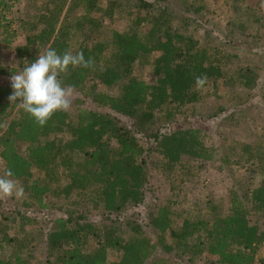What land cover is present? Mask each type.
Returning <instances> with one entry per match:
<instances>
[{
	"label": "trees",
	"instance_id": "1",
	"mask_svg": "<svg viewBox=\"0 0 264 264\" xmlns=\"http://www.w3.org/2000/svg\"><path fill=\"white\" fill-rule=\"evenodd\" d=\"M103 1L47 0L46 6H36L35 14L25 12L20 19H9L20 0H0V51L23 37V44L12 48L13 67L0 62V77L11 79L46 49L61 55L69 50L83 52L86 60H94V67L69 66L59 79L63 86L71 85L91 99L97 108L109 110L79 109L75 115L56 111L41 127L18 106L19 98L16 103L9 101L11 84L0 81L3 175L12 170L10 178L22 186L26 206L35 203L43 207L50 192L71 199L69 204L73 205L66 210L67 215L53 220L46 233L45 254L56 264H146L160 249L172 259L190 263L204 258L210 264H256L264 244V223L251 218L253 211L264 213L263 142H233L235 146L228 145L226 154L220 156L230 169L251 166L262 175L255 188L236 182V188L229 189L223 213L211 211L199 201L195 211L184 214L183 208L175 209V203L166 198L163 204L151 205L147 216L150 233L130 216H118L145 201L149 157L157 155L162 169L174 174L184 166V157L209 162L217 155L200 129L180 127L163 132L157 123L160 118L172 122L176 115L194 112L202 99L201 91L226 81L227 55L208 44L199 46L193 37L175 29L177 21L183 30L190 26L176 13L151 4L142 15L135 12L132 0H108L105 8ZM255 1L252 7L257 5ZM191 7L195 14L206 9L203 4ZM116 15L126 16L128 30L104 36L105 21ZM37 26L42 28L35 32ZM82 33L92 39L79 38ZM100 37H104L102 41ZM146 63L156 77L152 84L133 74L134 67ZM201 75L207 76V83L198 89L195 78ZM113 89H118L117 94ZM113 113L130 119L133 129L120 124ZM139 132L147 143L137 137ZM64 133L68 134L65 140L58 135ZM185 168L186 178L193 171L190 165ZM91 209L116 214L119 219L100 225L86 219L84 214ZM17 215L21 228L38 223L34 217ZM14 222L15 218L12 223L0 220V264H27L25 255L34 246V238L18 240L17 244V238L3 234V228H11ZM8 248L12 251L7 252ZM110 251L118 252L111 261Z\"/></svg>",
	"mask_w": 264,
	"mask_h": 264
},
{
	"label": "rangeland",
	"instance_id": "2",
	"mask_svg": "<svg viewBox=\"0 0 264 264\" xmlns=\"http://www.w3.org/2000/svg\"><path fill=\"white\" fill-rule=\"evenodd\" d=\"M47 0H36L28 2L20 0L9 14V19H20L24 13H36V6H46ZM198 1V3H196ZM255 0H132L136 4L134 8L137 14L145 15L148 12V6L154 4L155 8L168 10V13H176L177 16L184 17L190 23L189 28L182 29L180 21H177L173 27L179 28L185 35L193 37L198 41L199 46L207 44L215 47L217 50L225 53L224 68L227 71L226 81L220 83L217 88L212 85L205 88L202 93V99L196 103L194 112H186L176 115L172 122L164 121L162 118L158 121L164 131L180 129V127H194L200 129L205 134L207 144L213 146L217 153L212 161L201 162L197 159H188L184 157L183 165H190L193 173L186 178L183 173L186 168L178 167L174 174L164 171L159 163L157 155L148 158L149 181L146 187L149 189L145 201L137 206L131 207L126 212L118 214L120 219L130 216L131 219L143 224L145 231L150 233V227L147 223V216L152 204H163L166 198L171 199L175 204V209L183 208V213L195 211L196 202L205 204L211 211L224 212L228 205L229 189L236 188V184L255 188L259 184L262 175L255 168L249 166L236 167L233 169L223 165L220 156L226 154L227 146H235V143L247 142L251 144L264 143V0H256V6L252 7L251 2ZM108 0H104L101 6L104 8ZM203 4L205 11L201 14L192 12V5ZM176 16V17H177ZM104 16L100 14L99 19ZM130 21L124 15H116L105 21V27L101 30L104 36L111 34V31H127ZM17 28V27H16ZM42 26H37L35 32H38ZM148 25L143 28L146 31ZM23 37L14 41L11 48H3L0 51V62L3 66L13 67L15 57L12 54V48L23 44ZM81 39H92L82 33ZM104 37H100V41ZM78 42V40H77ZM150 58V62L153 60ZM144 64V63H143ZM239 70L242 74L239 76ZM135 77L140 78L152 84L156 77L152 73V68L146 63L145 66H136L133 69ZM0 81L5 84H11L9 77H0ZM115 94L118 89L111 90ZM200 91V90H199ZM110 92V90H107ZM83 99V101H80ZM72 104L67 111L75 115L79 109L92 111H109L105 108H97L96 104L82 93L74 91L71 97ZM115 114L120 124L131 126L132 121L125 116ZM62 139H66L68 134H58ZM137 137L146 142V137L139 132ZM111 145H115V140L111 139ZM154 149V145L152 146ZM24 147L21 148V151ZM4 161L0 158V176H3ZM185 176V175H184ZM185 179V181H182ZM182 182L181 187L179 184ZM184 182V183H183ZM238 182V183H236ZM64 184V180L61 181ZM186 184V187H185ZM53 188L56 186L53 185ZM185 187V188H184ZM180 189V190H179ZM26 194L17 197L15 194L11 197L0 198V220L2 223L16 222L11 228L4 229L3 234L17 238L21 242L25 240L32 241L34 246L32 250L25 255L27 264H56L54 258L48 257L46 252V233L52 227L55 218L65 216L66 210L73 205L69 204L71 199L64 196H58L57 193H49L44 197V206L39 207L32 203L30 206L23 204ZM82 204H85L82 202ZM81 204L76 205L79 207ZM17 213L23 216L34 217L38 222L35 226L20 227L17 223ZM76 213V212H75ZM252 212L251 220H259L264 223V213ZM5 215V218L3 216ZM78 214H76L77 216ZM86 219L100 225L108 224L119 217L116 214L106 215L100 210L91 209L87 212ZM179 220V219H178ZM154 234H151L153 237ZM93 248L94 242L91 243ZM8 248L7 252H11ZM117 251H110L109 260L115 259ZM146 264H210L204 258H197L195 263L178 261L165 254L160 249L154 253V256L148 259ZM256 264H264V244L258 253Z\"/></svg>",
	"mask_w": 264,
	"mask_h": 264
},
{
	"label": "clouds",
	"instance_id": "3",
	"mask_svg": "<svg viewBox=\"0 0 264 264\" xmlns=\"http://www.w3.org/2000/svg\"><path fill=\"white\" fill-rule=\"evenodd\" d=\"M94 63L92 58L86 60L83 52L73 54L69 50L61 55L54 49H46L44 53L39 52V57L34 62L12 74L13 93L8 99L11 103H16L19 98L21 102L17 103L18 106L43 127L56 111L67 112L72 104L73 87L63 86L60 75L66 73L69 66L92 68ZM206 83V75L195 78L198 89L203 88ZM12 176L11 169L0 176V198L23 195L22 186L11 179Z\"/></svg>",
	"mask_w": 264,
	"mask_h": 264
}]
</instances>
